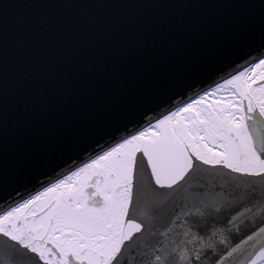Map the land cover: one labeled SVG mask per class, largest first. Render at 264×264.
Segmentation results:
<instances>
[{"label": "snow or ice", "instance_id": "1", "mask_svg": "<svg viewBox=\"0 0 264 264\" xmlns=\"http://www.w3.org/2000/svg\"><path fill=\"white\" fill-rule=\"evenodd\" d=\"M73 6L0 3V264H264V0Z\"/></svg>", "mask_w": 264, "mask_h": 264}, {"label": "water", "instance_id": "2", "mask_svg": "<svg viewBox=\"0 0 264 264\" xmlns=\"http://www.w3.org/2000/svg\"><path fill=\"white\" fill-rule=\"evenodd\" d=\"M94 0H0L11 5L7 14V26L13 48L29 37H44L55 29L58 33H70L76 26L117 18H134L136 10L113 11L100 8L74 7ZM19 76L14 74L12 79Z\"/></svg>", "mask_w": 264, "mask_h": 264}]
</instances>
